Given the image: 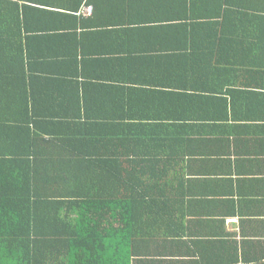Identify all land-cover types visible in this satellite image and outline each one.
I'll return each mask as SVG.
<instances>
[{"label":"trees","instance_id":"1","mask_svg":"<svg viewBox=\"0 0 264 264\" xmlns=\"http://www.w3.org/2000/svg\"><path fill=\"white\" fill-rule=\"evenodd\" d=\"M89 5L93 14L112 7L125 26L132 19L138 29H163L174 46L167 102L155 93L144 101L149 119L168 123L172 146L190 145L197 120L264 153V0H0V264H111L103 251L126 250L133 224L158 219L141 207L143 195L136 198L158 187L143 173L152 167L135 170L110 152L121 140L83 114L92 103L81 87L90 85L74 75L55 86L45 72L49 60L69 59L51 57L55 39L81 29L75 14ZM48 78L58 89L53 104ZM113 264L128 260L116 256Z\"/></svg>","mask_w":264,"mask_h":264},{"label":"crops","instance_id":"2","mask_svg":"<svg viewBox=\"0 0 264 264\" xmlns=\"http://www.w3.org/2000/svg\"><path fill=\"white\" fill-rule=\"evenodd\" d=\"M88 7L89 15L84 14L86 6L75 14L82 17L83 27L69 34L71 40L55 39L51 57L65 53L69 59L49 60L45 72L58 81L55 86L66 78L72 81L74 75L88 83L81 93L92 109L84 108L83 114L95 115L98 126H108L113 133L111 140H121L110 152L137 164L135 170L150 165L143 169L145 177L158 179V187L136 196L143 195L146 202L154 197L157 204L144 201L141 207L158 212V219L133 224L136 235L127 249L103 251V258L111 264L116 256L125 257L128 264H245L243 259H264V153H259L258 143H241L234 134L194 120L190 145L172 146L168 123L160 120L158 126L148 118L153 93L167 102L169 69L178 64L168 54V46L174 47L168 36L163 29H138L132 19L121 24L124 19L113 18L112 7L95 16ZM72 40L80 42L78 50L67 46ZM48 81L53 86L48 87L47 103L53 104L58 89ZM176 124L178 129L181 121Z\"/></svg>","mask_w":264,"mask_h":264},{"label":"built area","instance_id":"3","mask_svg":"<svg viewBox=\"0 0 264 264\" xmlns=\"http://www.w3.org/2000/svg\"><path fill=\"white\" fill-rule=\"evenodd\" d=\"M91 13V8L87 7L86 9H84V14L85 15H89Z\"/></svg>","mask_w":264,"mask_h":264}]
</instances>
